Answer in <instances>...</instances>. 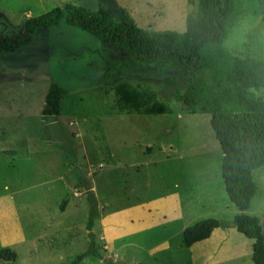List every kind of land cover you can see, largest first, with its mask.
I'll use <instances>...</instances> for the list:
<instances>
[{
    "label": "rangeland",
    "instance_id": "rangeland-1",
    "mask_svg": "<svg viewBox=\"0 0 264 264\" xmlns=\"http://www.w3.org/2000/svg\"><path fill=\"white\" fill-rule=\"evenodd\" d=\"M64 5L127 18L151 35L182 32L194 10L187 0H0V35L17 36L26 18ZM221 46L264 59V0L239 1ZM125 59L63 20L0 54V250L15 254L0 264L67 263L88 249V234L94 255L78 264H251L252 242L231 222L237 211L223 190L209 116L174 100L183 89L177 71L125 68ZM120 82L170 113L119 111L112 89ZM50 84L65 95L58 117L43 120ZM253 94L264 99V87ZM252 178L245 214L259 219L264 236V165ZM87 195L96 208L90 231ZM206 218L218 227L183 246L181 231Z\"/></svg>",
    "mask_w": 264,
    "mask_h": 264
},
{
    "label": "trees",
    "instance_id": "trees-1",
    "mask_svg": "<svg viewBox=\"0 0 264 264\" xmlns=\"http://www.w3.org/2000/svg\"><path fill=\"white\" fill-rule=\"evenodd\" d=\"M194 10L184 20L182 32L161 31L154 35L136 27L127 18L115 21L103 10L89 11L64 5L36 17L26 18L20 33L14 37L0 35V54L14 52L32 41L39 28L64 24L85 32L107 45L124 51L125 68L168 65L179 73L183 89L175 90L174 100L187 113L209 116V128L220 150V177L227 200L237 213L232 218L234 230L251 240V264H264V236L255 216L245 214L255 193L252 171L264 165V99L253 91L264 87V59L249 54L236 55L221 46L240 0H187ZM107 69L116 64L104 61ZM119 111L162 115L170 109L125 82L112 89ZM65 91L50 84L40 112L43 120L58 117L60 100ZM88 188H84L86 191ZM86 229L96 214L95 202L87 195ZM65 203L60 209L63 210ZM218 227L212 218L199 220L181 231L180 243L185 247L207 239ZM88 249L64 264H78L94 255L92 235ZM15 254L0 250V262H13Z\"/></svg>",
    "mask_w": 264,
    "mask_h": 264
},
{
    "label": "crops",
    "instance_id": "crops-1",
    "mask_svg": "<svg viewBox=\"0 0 264 264\" xmlns=\"http://www.w3.org/2000/svg\"><path fill=\"white\" fill-rule=\"evenodd\" d=\"M177 184H174V186H176ZM176 189V188H175ZM181 230V229H180Z\"/></svg>",
    "mask_w": 264,
    "mask_h": 264
}]
</instances>
